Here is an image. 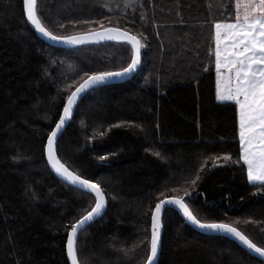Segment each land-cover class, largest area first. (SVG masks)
I'll return each instance as SVG.
<instances>
[{"label":"trees","instance_id":"16d2710c","mask_svg":"<svg viewBox=\"0 0 264 264\" xmlns=\"http://www.w3.org/2000/svg\"><path fill=\"white\" fill-rule=\"evenodd\" d=\"M127 1L38 0L50 26L59 20L83 33L99 25L68 22L91 18L148 38L134 77L87 93L58 142L62 162L100 181L108 199L103 220L78 236L79 258L144 264L149 209L162 190L177 195L165 184L181 196L187 189L184 199L202 219H239L264 241V192L232 163L238 117L233 104L215 99L207 54L214 41L206 25L234 11L235 0ZM78 49L45 44L24 19L22 0H0V264H66V225L91 203L46 166L41 147L84 72L119 70L131 51L125 44ZM162 242L157 264H264L224 237L193 231L175 211L164 219Z\"/></svg>","mask_w":264,"mask_h":264},{"label":"snow or ice","instance_id":"6c2138e0","mask_svg":"<svg viewBox=\"0 0 264 264\" xmlns=\"http://www.w3.org/2000/svg\"><path fill=\"white\" fill-rule=\"evenodd\" d=\"M22 15L34 31L51 45H65L73 50H79L78 46L81 45L101 41H120L130 45L131 57L126 66L122 65L119 70H104L92 74L84 72L81 77L83 82L67 95L63 114L47 136L46 144H42L41 147L46 166L63 182L73 186L74 190L81 191V194L91 201L88 207L83 209L79 218L66 225V229H70L67 230L66 236V264L68 262L87 264V260L81 261L78 255L80 251L78 236L93 224L103 220L107 214V194L100 181L82 176L76 169L70 168L67 162H62L58 154V142L74 115V109L85 93L97 91L107 86L112 80L131 76L139 69L142 64V49L149 47L148 38L143 33L137 36L119 27H106L103 22L91 18L72 19L68 22L73 29H76L79 24L99 25L98 29L90 28L83 33L68 31V24L59 20L55 22V27L50 26L38 14V0H22ZM144 19V15H141V20ZM181 23L184 22L181 20ZM206 26L212 29L210 38L214 41V48L209 47L207 54L209 62L214 57L215 99L221 103L233 104L238 117L239 153L238 159L232 163L240 164L242 171L246 167L248 183L258 192H264V0H235L234 11L229 6L225 18H214ZM154 155L163 158L159 152ZM99 158L106 160L108 157L102 155ZM15 159L17 158L14 157ZM223 160L230 161L231 157L225 155ZM200 178L197 175L191 180V184L196 185ZM163 187L177 195L168 197L162 190L154 208L149 209L151 212L150 239L147 242L144 264H157L163 243L164 219L174 210L182 213L189 224L201 232L231 237L251 253L264 258V241L257 242L251 237L240 227L239 219H202L199 212L190 206L191 202L184 199L185 196L190 195L187 189L183 190L184 195L181 196L180 188L168 184ZM244 223H251V221H244Z\"/></svg>","mask_w":264,"mask_h":264},{"label":"water","instance_id":"95a60500","mask_svg":"<svg viewBox=\"0 0 264 264\" xmlns=\"http://www.w3.org/2000/svg\"><path fill=\"white\" fill-rule=\"evenodd\" d=\"M28 24V23H27ZM28 26L30 27V29L32 30V32L42 41V42H44L45 44H47V45H49V46H51V47H55V48H59V49H65V50H71V49H69L67 46H65V45H51L50 44V42L49 41H47L46 39H44L42 36H40L38 33H36L35 31H34V29L28 24ZM104 44H124L123 42H120V41H111V42H104V41H101V42H99V43H93V44H88V45H81V46H78V48H81V47H88V46H98V45H104ZM130 46V45H129ZM138 71V70H137ZM137 71L133 74V75H131V76H128V77H125L124 79H117V80H112V81H110L109 82V84L107 85V86H109V85H118V84H123V83H126V82H128L130 79H132L133 77H134V75L137 73ZM105 87V86H104ZM87 93H89V92H87ZM87 93H85L84 95H83V97H82V99L84 98V96L87 94ZM81 99V100H82ZM80 100V101H81ZM80 101L78 102V104L80 103ZM76 109V108H75ZM75 109H74V111H75ZM63 114V110H62V113H61V115ZM60 115V116H61ZM72 119V118H71ZM71 121V120H70ZM67 128V126L65 127V129ZM54 129V128H53ZM65 129L63 130V132L65 131ZM63 134V133H62ZM55 174V173H54ZM56 175V174H55ZM57 176V175H56ZM58 177V176H57ZM60 180H62L60 177H58ZM66 183V182H65ZM180 217H181V219L184 221V223L188 226V227H190L193 231H195V232H197V233H200V234H203V235H212V236H220V237H224V238H226V239H228V240H230V241H232L233 243H235L238 247H240L241 249H243L244 251H246L251 257H253V258H255V259H257V260H259V261H261V262H263L264 263V258H261V257H259V256H257L256 254H254V253H251L250 251H248L246 248H244V246H242V245H240L237 241H235L233 238H231V237H228V236H222V235H220V234H215V233H203V232H201L200 230H198V229H196V228H194V227H192L190 224H189V222L186 220V218H184L183 217V215H182V213H180L178 210H174ZM160 251H161V249H160ZM160 251H159V254H158V258H159V255H160ZM158 258H157V261H158ZM69 264H70V262H68Z\"/></svg>","mask_w":264,"mask_h":264},{"label":"rangeland","instance_id":"374dc122","mask_svg":"<svg viewBox=\"0 0 264 264\" xmlns=\"http://www.w3.org/2000/svg\"><path fill=\"white\" fill-rule=\"evenodd\" d=\"M128 1H129V0H128ZM128 1H127V2H128ZM123 3H126V2L124 1Z\"/></svg>","mask_w":264,"mask_h":264},{"label":"crops","instance_id":"0c3cea01","mask_svg":"<svg viewBox=\"0 0 264 264\" xmlns=\"http://www.w3.org/2000/svg\"><path fill=\"white\" fill-rule=\"evenodd\" d=\"M246 168V167H245Z\"/></svg>","mask_w":264,"mask_h":264}]
</instances>
